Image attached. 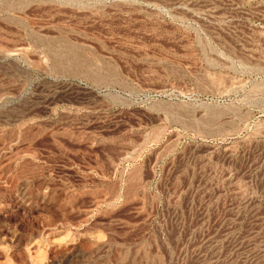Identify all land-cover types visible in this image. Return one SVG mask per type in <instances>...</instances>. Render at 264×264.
Listing matches in <instances>:
<instances>
[{
	"label": "rangeland",
	"instance_id": "374dc122",
	"mask_svg": "<svg viewBox=\"0 0 264 264\" xmlns=\"http://www.w3.org/2000/svg\"><path fill=\"white\" fill-rule=\"evenodd\" d=\"M0 264H264V0H0Z\"/></svg>",
	"mask_w": 264,
	"mask_h": 264
},
{
	"label": "bare ground",
	"instance_id": "6f19581e",
	"mask_svg": "<svg viewBox=\"0 0 264 264\" xmlns=\"http://www.w3.org/2000/svg\"><path fill=\"white\" fill-rule=\"evenodd\" d=\"M223 89L225 90V88H222V90ZM201 91H203L202 93H204V94L206 93V91L204 92V90H201ZM208 92L210 93L211 90H208ZM209 93H207V94H209ZM211 94H212V92H211ZM230 95H231V93H230ZM216 96H218V98H220V99L221 98L224 99L225 97H227L226 93L219 94V95L216 94ZM208 97H211V96H208ZM212 100L210 99L209 102L211 103ZM209 102L207 101V103H209ZM211 106H212V108H211ZM211 106L207 105V104H201V105L196 107L194 105V106L187 108V109L178 110L176 113L175 112L173 113L171 111H165V117H167V116L169 117V124L170 125H177V126H181L184 128H200L201 126H207V127L213 126L217 129H223V130H225L226 128L232 129L233 123L236 120L244 118L243 116L242 117L240 116L241 110L245 107L244 105H241L238 107L236 106L235 108H233L232 105H230V104L221 103L220 101L216 100V102L211 103ZM173 115L176 116L175 119L173 118ZM244 116H246V115H244ZM242 120H244V119H242ZM217 129H216V131H217ZM195 131H196V129H195ZM219 131L220 130H218L217 133ZM214 132H215V130H214Z\"/></svg>",
	"mask_w": 264,
	"mask_h": 264
}]
</instances>
